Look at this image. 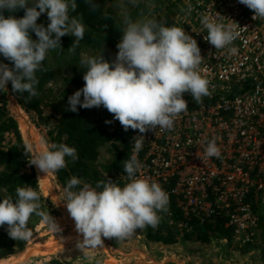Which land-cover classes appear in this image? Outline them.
Instances as JSON below:
<instances>
[{
  "label": "clouds",
  "instance_id": "obj_1",
  "mask_svg": "<svg viewBox=\"0 0 264 264\" xmlns=\"http://www.w3.org/2000/svg\"><path fill=\"white\" fill-rule=\"evenodd\" d=\"M253 11V19H264V0H239ZM31 3L32 6H29ZM93 10L97 7L88 0ZM76 0H0V55L13 65L0 62V91L11 82L13 93L38 95L36 72L40 71L50 50L61 49V37H74L70 50L83 40L86 26L82 17L71 15L77 9ZM24 9L17 18L12 13ZM189 14L192 5L188 4ZM5 12L9 13L7 16ZM50 21L47 27L37 20L45 13ZM233 21V20H232ZM126 27L117 44L115 60L82 57L86 66L84 86L68 97L66 111L78 112L103 106L125 131L138 130L132 138L133 154L124 161L123 171L128 182L121 186L108 178L93 187L76 176L64 188V203L75 222L76 231L83 239L78 248H103V238L125 239L146 226L155 228L160 220L158 212L167 211L168 193L146 176H138L142 168L137 154L143 147L148 131L159 128L172 130L175 120L188 109L184 94H191L197 102L209 96L210 81L201 74L203 61L196 39L183 27L164 26L154 19L125 20ZM201 24L207 29L205 39L215 49H225L240 35L238 23H222L210 15H201ZM35 33L37 39H33ZM112 123V121H106ZM44 150L33 157L31 165L44 173H55L67 166L66 157L79 159L77 149L64 143H51L41 138ZM32 152V144L25 142V155ZM207 157L220 156L215 139L207 142ZM16 198L0 200V227L7 225L8 235L14 240L27 241L33 235L29 228L32 215L53 231H61L54 218L42 210L40 193L31 185L17 187Z\"/></svg>",
  "mask_w": 264,
  "mask_h": 264
},
{
  "label": "built area",
  "instance_id": "obj_2",
  "mask_svg": "<svg viewBox=\"0 0 264 264\" xmlns=\"http://www.w3.org/2000/svg\"><path fill=\"white\" fill-rule=\"evenodd\" d=\"M178 1L183 7L177 14L174 11L173 21L196 39L204 57L199 68L210 81L211 94L182 113L172 130L157 128L144 134L137 175L166 187L186 216L201 221L224 217L232 228V245L247 252L264 216V19L254 20L253 11L239 0H172ZM202 14L239 24L240 35L228 46L237 49L235 54L228 48L215 49L205 39ZM138 134L133 131V137ZM213 139L219 158L207 157L205 152ZM133 148L134 142L130 157ZM183 243L177 257L187 262L199 253L194 246L186 249L187 244L232 250L225 236Z\"/></svg>",
  "mask_w": 264,
  "mask_h": 264
},
{
  "label": "trees",
  "instance_id": "obj_3",
  "mask_svg": "<svg viewBox=\"0 0 264 264\" xmlns=\"http://www.w3.org/2000/svg\"><path fill=\"white\" fill-rule=\"evenodd\" d=\"M118 1L93 0V3L97 5L93 10L88 0H76L78 7L71 15L83 18V23L86 26L83 40L73 51L69 47L75 38L65 35L61 37V49L57 48L48 52L42 69L36 72L37 96L30 98L27 92L14 93L24 109L34 111L44 124L49 123V119L54 113L43 116L41 105L44 98H47L48 102L50 100L53 110L58 113L52 129L49 130L50 144L64 143L77 149L79 159L73 161L71 157H66L67 166L54 173L63 189L73 176L81 180L79 187H82L83 183H89L94 187L98 181L108 178L123 186L127 177L123 171L124 161L130 158L133 143L134 130L125 131L119 121L113 119V114L103 106L91 109L78 106V112L66 111L68 97L74 93L68 86L72 85L77 90L84 86L83 75L86 66L80 65L82 57H98L102 54L109 62L115 60L118 53L117 44L126 27L125 20L131 18L133 21H139L141 17L148 14V7L144 2H154L155 10H159L161 3L167 2L164 12L157 11L159 13L149 19H154L158 24L164 26L175 25L171 14L176 4L171 0H139L136 5L122 11H119ZM29 6H32L31 3ZM8 14L5 12L6 16ZM12 14L20 18L24 15V9H19ZM163 18L165 21H162ZM37 23L47 27L50 21L46 12L39 17ZM31 35L33 39H37L35 33H31ZM0 62L8 64L9 67L13 66L2 55H0ZM58 78L62 82V87L53 90L48 84ZM8 86L12 92L11 82L8 83ZM184 99L188 102V108L197 104L188 93L184 94ZM106 121H112V123H106ZM6 135L11 136L10 142L5 143ZM29 162H31V154L25 155V144L18 123L8 112L0 96V200L7 197L15 199L17 187L31 185L39 192L34 168ZM27 166L30 167L29 171H27ZM163 189L169 195L167 211L158 212L160 220L155 228L151 226L143 228L144 238L147 241L162 244H173L179 240L182 242H210L215 237L225 236L228 243H231L232 228L230 225H226L224 217L217 215L213 219L201 221L194 215L186 216L177 205L176 196L166 187ZM40 196L42 210L50 212L51 207L47 200L41 194ZM35 216L32 215L31 218ZM180 223L183 225L179 226ZM259 237L258 245L256 239ZM26 244L27 241H16L10 238L7 225L0 227V259L23 251ZM257 245L260 249L261 259L264 261V216L259 221L254 243L248 247L254 248ZM41 264L65 263L57 258H52Z\"/></svg>",
  "mask_w": 264,
  "mask_h": 264
},
{
  "label": "rangeland",
  "instance_id": "obj_4",
  "mask_svg": "<svg viewBox=\"0 0 264 264\" xmlns=\"http://www.w3.org/2000/svg\"><path fill=\"white\" fill-rule=\"evenodd\" d=\"M138 1L139 0H119L117 6L120 9L119 11L127 10L130 6L136 5ZM144 3L148 7V14L141 17L139 21L149 19L159 12H164L165 6L167 5V2H163V4L161 3L159 10H155L156 4L154 2ZM181 7H183L182 2L178 1V4L176 3L173 8V12L175 11L176 14L179 13L178 10ZM173 12L171 16L172 19H175L174 16L176 15H174ZM162 21H165L164 18ZM61 84L62 82L58 78V80L51 81L48 85L53 88V90H56L59 89V87H62ZM68 87L73 92L77 91V88L72 85H69ZM6 88L7 90L0 91L1 101L4 102L8 112L16 119L24 144L25 142H30L32 144V152H30L32 160L35 155L46 147V145L40 143L41 138H44L50 145L49 130L52 129L53 123H55V119L58 117V113L53 110L50 100L48 102V99L44 98L41 105L43 116H48L54 113L50 117L49 123L44 124L38 119V115L34 111H27L24 109L15 94L11 92L8 84L6 85ZM10 141L11 136L6 135L5 143ZM105 157H107V155H105ZM32 166L38 181L39 192L51 207L49 214L58 223L61 231L56 232L50 229L48 225L42 222V218L39 216L30 218L29 228L33 235L27 240L25 249L15 254L16 257L24 255L19 264H41L52 258H57L65 264H171L172 260H174L175 263L177 261L178 264H264L258 246L260 243V237L259 239H256L258 245L254 248H250L247 252L238 251V248L232 245V243L229 246L230 249H232L230 252H223V247L219 248L217 247L218 245L214 248L211 246L200 248L197 247V245L187 244V246H185V248L187 247L186 249L190 250V248L194 246V251L199 252L190 262L185 261L186 258L180 257L175 260V258H173L174 256H172L170 260V254L160 253L158 251L159 248L157 250L155 244L159 242L147 241L144 238L143 229H138L133 235L120 240H117L116 238L109 239L102 237V239H104L103 248H78L77 244L82 241L83 237L81 234H72L75 222L65 206L63 187L57 181L54 173H48L46 175L40 172L35 165ZM26 168L27 171H29L30 167L27 166ZM58 236H62L63 238L66 236V239L63 240L61 247L56 251L44 253L38 257L29 255V252H25L28 247H35L36 244L43 245L51 238ZM178 242L183 243L180 240Z\"/></svg>",
  "mask_w": 264,
  "mask_h": 264
},
{
  "label": "bare ground",
  "instance_id": "obj_5",
  "mask_svg": "<svg viewBox=\"0 0 264 264\" xmlns=\"http://www.w3.org/2000/svg\"><path fill=\"white\" fill-rule=\"evenodd\" d=\"M72 234H75V235L79 234L76 231L75 226L72 230ZM67 237H68V235H67ZM64 239H66V236H65V238H63L62 236L54 237V238H51L50 240H48L43 245L36 244L35 247H31V248L28 247V249L25 252H27V253L29 252L28 253L29 255H33L35 257H38L39 255H42L44 253H49V252H53V251L58 250L61 247V244L63 243ZM23 257H24V255H19L17 257L15 255H13L7 259L6 258L0 259L1 260L0 264H11V263L12 264H19Z\"/></svg>",
  "mask_w": 264,
  "mask_h": 264
},
{
  "label": "crops",
  "instance_id": "obj_6",
  "mask_svg": "<svg viewBox=\"0 0 264 264\" xmlns=\"http://www.w3.org/2000/svg\"><path fill=\"white\" fill-rule=\"evenodd\" d=\"M156 244V246H157V250H158V248H159V252L161 253H163V254H166V253H168V254H170V260H171V257L172 256H174L173 258H175V260H177L176 258H178L177 257V255L179 254V252H180V247H181V242H175V243H173V244H167V245H164V244H161V243H155ZM182 244H184V243H182ZM186 245V244H185ZM178 253V254H177ZM169 259V258H168ZM171 262V261H170ZM178 264V262L176 261V263H175V261L174 260H172V262H171V264ZM170 264V263H169ZM181 264H183V263H181Z\"/></svg>",
  "mask_w": 264,
  "mask_h": 264
}]
</instances>
